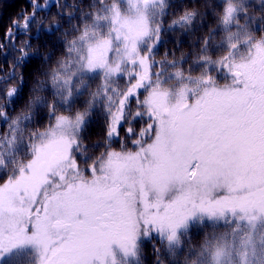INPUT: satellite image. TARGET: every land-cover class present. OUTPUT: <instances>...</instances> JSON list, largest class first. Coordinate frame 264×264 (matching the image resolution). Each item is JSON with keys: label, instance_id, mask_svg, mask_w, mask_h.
Returning <instances> with one entry per match:
<instances>
[{"label": "snow or ice", "instance_id": "obj_1", "mask_svg": "<svg viewBox=\"0 0 264 264\" xmlns=\"http://www.w3.org/2000/svg\"><path fill=\"white\" fill-rule=\"evenodd\" d=\"M224 2L221 23L227 31L244 5H236L234 0ZM149 5L158 6L161 22L150 28L145 15L132 47L125 49L126 61L109 64L103 44L90 49L87 57L57 61V67L46 74L51 77L53 103L36 96L29 101L30 111L15 119L9 112L23 97L30 63L40 56L41 34L58 29L59 23L44 28L37 15L48 5L29 0L28 8L5 29L0 48L10 47L19 55L9 71L0 67V84L5 86L0 88V99L5 101L0 105V124L11 133L10 138L8 134L0 138V264L18 252L27 254V264H129L128 258L143 264L144 241L152 243L154 264H164L163 253L174 254V246L181 244V231H186L191 221L222 220L225 215L264 219V37L255 43L249 41L251 52L246 57L238 60L234 55L237 44L231 43L228 55L214 61L206 55L210 32L195 61L207 71L197 79L188 77L179 91L167 89V79L183 82L184 73L178 70L166 77L152 73L158 64L152 57L165 42L167 32L177 27L189 31L196 18L203 19L206 13L181 5L179 18L165 27L162 17L171 6L168 0H145V13ZM260 7L264 9V0H260ZM240 28L245 30L247 24ZM17 34L26 37L18 48ZM238 35L229 33L227 40L231 42ZM146 39L154 43L147 55L137 60V41ZM33 40L37 41L35 49ZM75 50L73 42L69 53ZM3 55L7 65L8 52ZM51 56L48 53L42 59L47 63ZM125 62L133 65L129 83L138 75L139 79L127 92L115 90L113 96L109 82L114 77L123 78ZM72 64L77 72L100 70L105 84L90 94L84 111L57 116V107L70 106L74 99L71 79L64 78ZM137 64L142 75L134 70ZM177 64L172 62L171 67ZM213 71L217 77L223 73L222 78L231 82L218 87L217 77L210 75ZM10 80L17 83L7 87ZM39 84V90H47L44 81ZM149 87L150 96L140 100ZM193 96L195 102L189 103ZM102 97L106 102L97 118L102 142L89 146L85 133L93 125V110ZM40 107L49 108L41 119L51 122L54 118L55 124L33 133L40 143L32 145L35 158L25 165L14 153L23 142L22 125L30 122ZM140 122L146 126L138 129ZM149 136L151 142L147 143ZM5 141L7 151L3 150ZM128 141L133 150L128 149ZM114 142L120 143V150H112ZM89 147L104 151L89 155ZM225 188L229 199L212 197L217 189L223 193ZM245 192L247 195H240ZM154 237L163 248L153 243ZM210 243L205 237L203 247L189 251L202 256ZM117 251L124 258L122 262L117 260ZM222 255L218 251L213 256L214 264H220ZM185 264H189L187 257ZM191 264L198 261L193 259Z\"/></svg>", "mask_w": 264, "mask_h": 264}, {"label": "trees", "instance_id": "obj_2", "mask_svg": "<svg viewBox=\"0 0 264 264\" xmlns=\"http://www.w3.org/2000/svg\"><path fill=\"white\" fill-rule=\"evenodd\" d=\"M171 5L167 8V15L162 17L165 27L174 19H178L180 13L177 11L181 5H188L189 8L196 7L200 13H206L203 19L197 17L193 23L191 30L185 31L179 27L171 30L165 34V42L161 44L156 50L152 59L158 62L155 68L151 69L152 73H161L162 77L174 73L176 71H183L185 80L183 82L177 79H167L164 87L167 89H174L179 91L187 82V78L191 77L197 79L201 76V73L206 72L207 69L201 68L196 61L197 56L201 55V49L203 47V41L212 33V37L209 40L208 51L206 55L214 60L218 61L222 57L228 55L231 43H236L237 47L234 51L235 57L239 60L242 57H246L251 52V44L258 41L261 37H264V9L260 7V0H234V4H243L241 7L238 19L230 28L225 31L221 23L225 2L224 0H168ZM27 0H0V43H3L2 35L6 28L10 27L12 19L17 16L21 10L25 9ZM48 5L44 10L40 11L37 15V20L43 22L44 28L49 25L59 23L58 29H53L47 34H41L40 39L42 40V46L39 48L40 56L35 57L29 65V70L25 73L26 85L23 89V97L19 103L15 105L14 111L9 112V115L15 119L16 116L21 113H27L30 111L28 108L29 101L36 96L46 97L48 104L51 105L54 100L53 90L51 88V77L46 75L57 67V61H68L70 57L79 59L81 56L87 57V46L95 41L107 38L109 36H115L118 32V14H125L130 11L134 6L133 0H57L52 3V0L46 2ZM59 4V7L56 5ZM75 4L77 7L74 9L72 5ZM209 5L210 7H205ZM147 11L150 14V28L155 27L161 22V16L158 10V6L153 7L149 5ZM58 13H63V17H60ZM247 17V20H245ZM247 24V28L242 30L240 25ZM22 26V21H21ZM35 32V28H33ZM239 33L238 36L233 37L230 42L227 40L229 33ZM66 33V35H65ZM82 38H84L82 40ZM26 37L17 34L16 46L21 47L20 41L25 40ZM76 43V50L69 53V46ZM154 43L153 39L144 40L138 47V57L135 59L139 60L147 55V49L152 47ZM181 44L182 50L180 52L179 45ZM37 47V41L33 40L32 48ZM123 49V43L118 40L116 41V48L112 50L108 63L113 64V61L118 58ZM141 50V52H139ZM4 52H8V64L4 63ZM48 53H52L51 59L44 62L43 56ZM19 55L18 52L9 48H0V67L5 72L9 71L12 67V60ZM163 62V63H159ZM172 62H178L175 67H171ZM120 64V63H119ZM118 65V64H117ZM76 64H72L68 69L65 79H71V90L74 94L73 102L70 106H58L56 109V115L74 116L78 112H82L86 108L85 101L90 99V94L96 92L98 88H101L104 84L103 73L97 70L95 73L77 72ZM133 65L130 62L123 64V72L120 78H113L109 82L110 94L115 96V90L119 92H127L131 85L137 83L139 75L136 79H132L129 83L128 72L132 69ZM218 68V66H217ZM135 72L142 75L143 69L139 64L135 66ZM17 73L20 69H16ZM210 75L214 78L217 77V72L213 71ZM223 73L217 77L216 83L218 87H225L231 81L230 79H223ZM155 75L152 79L155 80ZM40 81H44V87L46 91L39 90ZM16 80H10L7 87H11L16 84ZM5 87L0 84V88ZM33 88L37 90L31 91ZM151 87L143 92L140 96V100H146L148 98L147 93L151 92ZM66 95V92L64 93ZM119 99V97H116ZM56 99H59L58 97ZM196 97L193 96L189 99V103H193ZM105 99L102 97L97 101L96 107L93 110L92 122L93 125L90 131L85 133V143L89 146L96 144L98 141L102 142L101 128L97 118L99 117ZM5 101L0 99V105L4 104ZM135 107V106H133ZM49 111L48 107H40L36 109V114L33 119L22 125L24 128L23 142L19 144L18 150L14 153L15 159L23 164L28 161L32 155V145L36 144L38 139L33 138V133H40L46 129L50 123L45 117L41 119L42 114H46ZM146 125L143 122L137 124V128H143ZM5 134H8L9 138L11 133L6 125L0 124V138ZM148 143L151 137L145 138ZM128 149H132L131 141L127 142ZM7 142H4V151L8 149ZM112 150H120V143L114 142L112 144ZM104 151L103 148L92 149L89 147V155H99L100 152ZM235 193V192H234ZM223 194L220 198H217L218 194H212L214 199L224 201L229 199V191L227 188L224 189ZM237 193L232 196L235 197ZM240 195H247V193H241ZM231 215H225V220L228 224H223L220 221L214 222L213 220L203 221L199 224L189 225L186 231H181L180 239L181 244L179 247L174 246V254L164 252L163 259L164 264H185L187 257L189 264L193 259L198 261V264H214V255L222 248H230L231 261L222 259L220 264H258L262 259L261 253L252 255L250 252V245L245 238L248 233L249 227L244 222H234L233 225L229 224ZM215 223V224H214ZM223 224V225H222ZM235 232H233V230ZM237 232V237L244 238L241 245L239 241L233 238V235ZM226 233V234H224ZM205 237L208 238L210 248L207 253L202 256H195L191 253L190 249L199 250L203 247ZM224 237L229 238V243L224 245H216L215 241H219ZM220 238V239H219ZM158 242L157 247L160 246L158 240L153 239V243ZM144 254L142 257L143 264H154L155 257L152 253V243L148 241L143 242ZM252 250V249H251ZM222 252V251H221ZM226 253V252H222ZM129 264H135L133 260ZM120 262L122 260L120 259ZM3 264H27V254L22 252L20 254H12L10 257L3 261Z\"/></svg>", "mask_w": 264, "mask_h": 264}, {"label": "rangeland", "instance_id": "obj_3", "mask_svg": "<svg viewBox=\"0 0 264 264\" xmlns=\"http://www.w3.org/2000/svg\"><path fill=\"white\" fill-rule=\"evenodd\" d=\"M47 1L48 0H41L42 3H46ZM133 2H134V6L130 9L129 12H127L125 14H118L117 18H118L119 27H118L117 34L115 36H109L107 38H104V39H101V40H98V41L90 43L87 46V56L89 54V50L90 49H94L98 45L103 44L104 48H105V51H106V54H107V61H108V58H109L112 50H114L116 48V41L120 40L123 43V49L121 51V54L118 56V58H116V60L113 61V64H114L113 66L121 63V61H126L125 49L126 48L130 49L132 47L133 38L136 37V35L140 31V29L142 27L141 21L143 20L145 15H146L149 27H150V22H151L149 12L146 10V13H145V9H144L145 0H133ZM28 3H29V0H27V4L25 5V9L28 8ZM29 11H31V9H29ZM143 41L144 40L137 41V45H136L137 46V51H138L139 45ZM105 42H107V43H105ZM179 48H180V52H181V50H182L181 44L179 45ZM139 52H141V50ZM135 57L137 58L138 55L135 56ZM135 84L136 83H134V85ZM132 86L133 85H131V87ZM220 88H223V87H220ZM150 93L151 92L147 93L148 97L150 96ZM194 102H195V100L193 101V103ZM60 115H63V114H60ZM60 115H57V116H60ZM64 116H66V115H64ZM51 124L52 125L55 124V119L52 120ZM46 129H44L42 132H44ZM150 142H151V140L148 143H150ZM39 143H40V141L38 139V141H36V144L39 145ZM34 158H35V156H34V153H33L32 157L27 161L26 165L31 163ZM212 194H214V195L218 194L217 198L225 196L223 193L220 192L219 189H217V191L215 193H212ZM233 194H235V193L233 192ZM207 220H208L207 218L204 219V221H207ZM230 220L231 221L229 222V224H231V225H233L234 222H236V223L244 222L245 225L249 227L247 236L245 238V241H248V243L250 245V252L252 253V255H255L256 253H261V255L263 257L259 261L258 264H264V219H262V220H249V219H239V218L230 216ZM213 221L214 222L220 221L223 224H226V223L228 224V222L225 220V217L222 220H213ZM195 223L199 224V223H201V221L199 219H197V220L191 221L189 225H192V224H195ZM233 232H235V230H233ZM224 234H226V233H224ZM236 234H237V232L233 235V238L238 240L239 241V245H241V242H243L244 238H241V237L238 238ZM226 236H227V234H226ZM229 242H230L229 238L228 237H224V238H222L219 241H215L214 244H215V246L216 245H220V244L224 245L225 243L228 244ZM154 243L156 245H158V242H154ZM160 246H162V245H160ZM221 251L222 252H226V253H223L222 259L225 258V260H230L231 261L230 248H226L225 247V248H222L220 250V252ZM20 253H22V252H18V253H15V254H20ZM214 253H213V256H215ZM13 255H14V253H13ZM116 256H117L118 262H120V259L123 261L124 258L122 257V255H120V253L118 251L116 252ZM131 260H132L131 258H128L129 262H132Z\"/></svg>", "mask_w": 264, "mask_h": 264}, {"label": "water", "instance_id": "obj_4", "mask_svg": "<svg viewBox=\"0 0 264 264\" xmlns=\"http://www.w3.org/2000/svg\"><path fill=\"white\" fill-rule=\"evenodd\" d=\"M55 2V0H52V3H54Z\"/></svg>", "mask_w": 264, "mask_h": 264}]
</instances>
